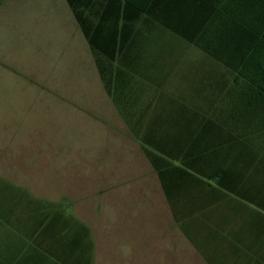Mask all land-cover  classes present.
I'll return each mask as SVG.
<instances>
[{
    "label": "rangeland",
    "instance_id": "obj_1",
    "mask_svg": "<svg viewBox=\"0 0 264 264\" xmlns=\"http://www.w3.org/2000/svg\"><path fill=\"white\" fill-rule=\"evenodd\" d=\"M0 168L76 203L99 264H196L66 0H0Z\"/></svg>",
    "mask_w": 264,
    "mask_h": 264
},
{
    "label": "trees",
    "instance_id": "obj_2",
    "mask_svg": "<svg viewBox=\"0 0 264 264\" xmlns=\"http://www.w3.org/2000/svg\"><path fill=\"white\" fill-rule=\"evenodd\" d=\"M66 1L106 93L167 195L178 179L210 183L214 171L223 168L219 156L233 146L243 145L245 153L264 151V0H200L209 17L196 41L204 56L203 77L176 83L173 95L159 92L162 83L147 78L155 72L177 76L179 69L162 64L170 52L153 43L162 33L147 34V18L127 14L130 0L123 12L121 1L111 2L123 15H110L106 8L100 14L94 8L99 0ZM155 19L160 25L155 30L161 29L163 19ZM208 57L219 68L206 64ZM148 87L156 94L143 95ZM229 131L233 139H227Z\"/></svg>",
    "mask_w": 264,
    "mask_h": 264
},
{
    "label": "crops",
    "instance_id": "obj_3",
    "mask_svg": "<svg viewBox=\"0 0 264 264\" xmlns=\"http://www.w3.org/2000/svg\"><path fill=\"white\" fill-rule=\"evenodd\" d=\"M112 1H121L123 12L126 0H99L94 8L100 14L106 8L110 15H123ZM130 1L127 14L147 18V34L162 33L161 39L153 41L170 52L168 63L162 64L179 69L177 76L170 72L148 75L162 83L158 91L173 95L176 83L201 81L204 56L196 41L197 36L201 40L209 17L200 8V0ZM155 18L163 19L161 29L155 30L156 24L160 26ZM205 63L218 61L208 57ZM184 66H190L189 72ZM155 94V87L143 92L146 97ZM227 139H233L231 131ZM243 149V145L233 146L219 156L224 169L214 171L210 183L178 179L170 195L161 185L164 207L178 228L181 248L195 257L196 264H264V151L256 148L245 153ZM30 177L37 179L21 169L0 168V264H99L97 239L90 223L77 213L76 203L67 202L63 195L44 196L36 189L41 183Z\"/></svg>",
    "mask_w": 264,
    "mask_h": 264
}]
</instances>
